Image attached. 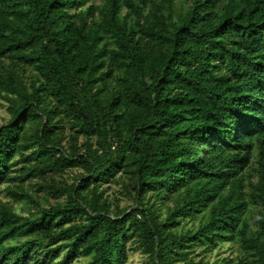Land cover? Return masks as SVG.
<instances>
[{
    "label": "trees",
    "instance_id": "trees-1",
    "mask_svg": "<svg viewBox=\"0 0 264 264\" xmlns=\"http://www.w3.org/2000/svg\"><path fill=\"white\" fill-rule=\"evenodd\" d=\"M0 106V264H264V0H0Z\"/></svg>",
    "mask_w": 264,
    "mask_h": 264
},
{
    "label": "rangeland",
    "instance_id": "rangeland-1",
    "mask_svg": "<svg viewBox=\"0 0 264 264\" xmlns=\"http://www.w3.org/2000/svg\"><path fill=\"white\" fill-rule=\"evenodd\" d=\"M5 116V110L2 106H0V121H2V117ZM130 203V201L122 200L121 205H125ZM127 264H150L145 257L139 251H131L130 259Z\"/></svg>",
    "mask_w": 264,
    "mask_h": 264
}]
</instances>
